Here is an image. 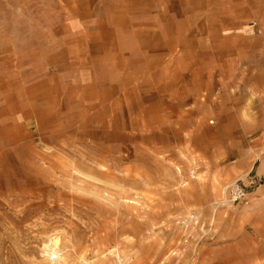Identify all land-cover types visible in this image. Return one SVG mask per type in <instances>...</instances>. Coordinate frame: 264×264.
<instances>
[{"label": "rangeland", "instance_id": "rangeland-1", "mask_svg": "<svg viewBox=\"0 0 264 264\" xmlns=\"http://www.w3.org/2000/svg\"><path fill=\"white\" fill-rule=\"evenodd\" d=\"M120 4L0 0V264H264V221L250 214L260 181L216 173L225 160L206 157L220 142L205 126L192 141L193 126L180 131L177 120H136L132 86L104 75ZM244 24L238 71L218 76L210 63L209 82L193 79L174 108L196 109L208 86L224 105L262 102L246 87L264 64L263 25ZM201 48L230 57L233 47ZM107 105L125 112L92 109ZM235 182L247 204L226 199ZM54 240L57 255L45 249Z\"/></svg>", "mask_w": 264, "mask_h": 264}, {"label": "crops", "instance_id": "crops-1", "mask_svg": "<svg viewBox=\"0 0 264 264\" xmlns=\"http://www.w3.org/2000/svg\"><path fill=\"white\" fill-rule=\"evenodd\" d=\"M120 3L118 16L110 18L112 38L108 44L111 46L102 53L104 75L120 79L119 85L132 86L135 105L129 106L127 110H134L135 119L145 122L148 127L164 128L175 124L177 120L180 131L193 126L188 139L196 141L199 138L196 134L201 133V127L205 126L204 133L209 134L207 140L220 142L218 149H209L206 157L214 160L219 156L225 160L221 166L217 164L213 167L216 173L225 177V180L250 176L252 181H260L252 188L250 214L252 221L262 223L264 64L262 68H250L249 85L246 87L250 93L263 94L259 98L262 102L257 98L252 102L253 98L248 97L243 103L233 101L230 106L224 105L213 101L215 98H211V95L215 93L211 86L205 92L209 100L198 103L194 110L174 108V102L175 96L191 93L188 87L193 79L209 82L208 78L212 75L208 67L213 68L212 63L216 66V72L220 73L218 76L226 77L229 70L231 73L238 71V62L244 58L238 52L239 46L249 43H240L243 37L240 38L236 32L245 26L251 28L244 23L252 19H260L264 32V0H120ZM229 32L236 34L228 37ZM261 41L264 45V38ZM228 44L235 50L233 52L232 48L230 57L223 51L207 54L203 48L197 53L198 47ZM134 79H152L154 88H138L141 82H134ZM170 96L173 106L168 103ZM114 107L107 105L92 109L97 108L101 112L119 110V114L125 112L120 106L117 109ZM110 116L107 115V118H113ZM172 130L175 131L174 128ZM184 134L185 131L182 132ZM211 135L217 138H209ZM199 141H203L201 136Z\"/></svg>", "mask_w": 264, "mask_h": 264}, {"label": "built area", "instance_id": "built-area-1", "mask_svg": "<svg viewBox=\"0 0 264 264\" xmlns=\"http://www.w3.org/2000/svg\"><path fill=\"white\" fill-rule=\"evenodd\" d=\"M226 192L227 200L231 202H243L244 204L248 203V193L246 192L245 188L242 187L238 182L229 185Z\"/></svg>", "mask_w": 264, "mask_h": 264}, {"label": "bare ground", "instance_id": "bare-ground-1", "mask_svg": "<svg viewBox=\"0 0 264 264\" xmlns=\"http://www.w3.org/2000/svg\"><path fill=\"white\" fill-rule=\"evenodd\" d=\"M56 245H57L56 241H55V240L52 241V242L50 243L49 246L45 247L46 252H47L48 254H56V255H57V252H56ZM54 256H55V255H54Z\"/></svg>", "mask_w": 264, "mask_h": 264}]
</instances>
